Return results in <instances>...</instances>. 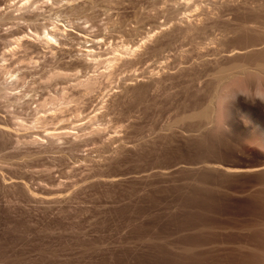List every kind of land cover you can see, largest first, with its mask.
<instances>
[{"label":"rangeland","instance_id":"obj_1","mask_svg":"<svg viewBox=\"0 0 264 264\" xmlns=\"http://www.w3.org/2000/svg\"><path fill=\"white\" fill-rule=\"evenodd\" d=\"M16 2L0 0V12ZM35 2L36 26L0 22V67L6 65L0 70V264H264V211L251 201L264 199V180L255 171L226 169L254 163L243 148L209 135L202 111L212 76L191 82L182 73L162 85L167 90L152 88L141 74L144 56L139 71L121 68L104 80L78 116L73 108L44 128L19 125L31 126L33 109L48 92L39 79L47 63L68 67L92 45L107 57L113 43L120 48L141 24L150 30L171 21L150 44L171 46L169 58H236L237 51L249 53L237 58H262L264 43L253 44L264 39V0ZM187 25L197 31L183 33ZM34 28L67 32L65 43L54 53L38 43L22 60L24 52L9 51L4 36ZM17 94L26 96L16 105ZM94 114L99 117L91 120Z\"/></svg>","mask_w":264,"mask_h":264},{"label":"bare ground","instance_id":"obj_2","mask_svg":"<svg viewBox=\"0 0 264 264\" xmlns=\"http://www.w3.org/2000/svg\"><path fill=\"white\" fill-rule=\"evenodd\" d=\"M17 1L19 2L18 3L16 2L17 5H16V8L14 6L15 8L14 10L12 11L10 10L9 12L8 11L3 12L2 10L0 12V22L5 21L6 23H10L12 26L22 27L24 26L22 25L23 22L32 21L30 23H32L31 26H33L34 24L33 20L35 19V16H36L34 5L37 4L38 2H35L36 0H17ZM68 7H71L70 9H73V5L68 6ZM66 10L67 9H65L63 13L66 12ZM70 11L72 12L73 10H68V12ZM164 22L165 23L163 24L160 23L158 26L153 27L152 29L150 28V30L149 29L147 30L146 28H144L143 26L144 24H141L139 27L134 29L135 32L133 33L131 32V35H132L131 39L124 41L122 44H120V46H118L120 48L115 47L114 43H113L114 47L110 48V46L108 45L107 49L109 48L111 49V52H110L111 54L107 56L108 52L105 53L107 57H105L103 53L102 54L104 56L102 57L101 52L96 51V48L95 49L93 48L95 46L92 45L91 47H86V49L80 50L81 54L77 58L78 59L80 58L81 60L77 61L78 60L77 59L76 61L71 62L70 64L68 63V67H63L64 65H66L65 63L62 66L61 63L58 64L59 61H57L58 63L53 62L55 61L53 59H52L53 61H50V63H47L48 66L42 65L41 68L44 69L45 67L46 69H44L45 71L41 69L42 72L44 71V74H41L42 73L41 72L40 73L41 76L39 77V79L40 80L42 79L41 81H43L44 84L42 85L43 87L42 86L40 87L48 90V92H45L47 93V95H45L44 93V97H42V100L40 97L41 101L38 100L40 101V103L38 102L39 104H37L38 107L36 106L37 108L35 107V109H33L34 111L36 110L35 113L32 110L33 114L31 115H33V118L30 119L32 120V122L29 120V123L31 122V126L21 124L22 122L19 125H22L23 128L24 127L35 128V129L40 128V127L44 128V126H46L47 124L50 125V123L55 122L57 118H60L62 120L63 116H66L67 112L70 110H73V108H74V112L76 113L75 117L78 116V114L80 113L78 112L80 111L79 106L83 102H85V99H87L86 97L88 95H90L92 92L96 91L97 89L101 87L104 80L109 81L113 79L116 73L118 72V70L119 69L121 70V68H125V69L130 68V69H134L135 71H139L140 68H138L137 66L142 62V58L146 56L147 64L145 68L142 70L141 74L148 75V79H149L148 84L152 88H156V87L162 88L163 87L164 90H167V86L164 87L162 85H166L168 81L176 78L178 75L182 73L188 74L189 80L191 82L200 81L205 76H212V80H208L205 85L207 86L209 82H212L214 85V89L211 92H209V99H208L207 106L202 111L203 117L206 119V123L209 124L210 125L209 127L211 128V129L208 128L210 130L209 135L212 139L214 138L217 140L221 139V141L223 140V142H225L224 141L225 139H227V142H229L230 140L231 142H233V145L243 148L242 149L243 153L244 152L248 153V155L251 157L252 163H254V165H248V166H228L226 167L227 170L229 171H255L254 178L259 181L264 180V50L259 48L260 51L262 50L260 52V55L262 58H237L238 55L239 57L241 56L238 51H237L238 54L236 55V58H226L223 55L222 56L224 58L223 57L217 58L218 56L217 54L214 55L215 58H211V57L210 58H186L185 55H181L182 53L180 54L182 58L181 57L180 58H175V57L169 58V56L166 57L165 55L167 54L168 50L171 49V46L160 47L157 43L156 44L158 46L156 47H159L157 49H153L155 45L153 47H151L152 45L150 46L151 42L154 41L155 36L157 35L155 30H157V28H159L158 30H160L162 25L163 26L167 25L168 22H171V21L168 20L167 22L166 21ZM176 26H179V24L178 25L176 24ZM192 26L185 27L186 30H184L183 33H188V32H192L196 30V28L195 27L193 28ZM168 27L170 26H167V28ZM171 28L173 27L171 26ZM180 28L178 27V29ZM180 30H177L176 28V31H180ZM173 31H174V28L172 32ZM162 32L160 33L162 34ZM172 32L169 31V33H172ZM65 33L67 34V32ZM65 33L58 31V29L56 28L54 30L49 29L47 31H42L41 28H34L32 29L31 32H27V33H23L22 31H18V30L12 31L10 35L4 36V40H6L10 44L11 49H9V51L13 53H17V54H18V51H22L20 54L24 52V55L22 54V56L20 55V57L22 58V60L24 58L26 61L28 60V58H30V50L33 47H35L38 43L46 44V46L50 47L52 53H54V50H56L57 47L59 48V45L61 44L63 45L65 43V40L62 39V37L67 36ZM133 34L136 36L138 35V38H136L137 40L134 39L135 36ZM139 36L141 37L139 38ZM158 38L155 40H158ZM96 41L95 43L97 44ZM263 43H264V39L260 43H256L253 45L256 46L258 44H263ZM253 45L251 44L252 47ZM248 46L250 48V45ZM244 48L247 49L248 47L246 48L245 46ZM261 48H264V47H261ZM218 49L219 47L217 48V50ZM254 49L252 52H254ZM212 50L213 49H211V51ZM214 50L216 51V49ZM233 50H236V49H233ZM219 52L220 51H218V54L221 55L223 51L221 52V54ZM230 52L232 51L230 50ZM248 52L250 51L248 50ZM207 53L208 52H206V55ZM214 53L215 52L208 53V54H214ZM234 54H236V52ZM248 54L249 53L247 54L245 53L244 55L242 53V56L248 57L246 56ZM256 54H257V49H256ZM180 55H177V56H180ZM15 56H13V58ZM54 56L55 55L53 54L52 57ZM207 56L209 57V55ZM91 65L93 66L99 65L100 68L98 69L99 67L98 66L97 70L95 69L96 68L95 67L94 68L95 70L92 69L91 71H88L89 70L88 67H90ZM4 66L6 68V65ZM1 67H0V70L3 69ZM5 68L3 70H5ZM7 71L8 70H6V72ZM0 72L2 73V71ZM13 73H15V71ZM10 75L11 74H9V76ZM21 76H23V74ZM22 78H25V77H22ZM22 78H21V81L23 80ZM3 81L5 82V84H7L6 80H3ZM19 81L20 80L18 79V82ZM59 83H62V85L60 84L61 87L58 90H54V87H58ZM13 84H10L8 86H11ZM10 88L12 91V86ZM2 91H5V90L3 89ZM26 94H23L22 96H19L21 94H17L18 96L14 95L16 97H14V100L12 102L11 100L13 97L11 96V93H10L9 97H12V98L11 100H9L10 98H8V100L14 104L16 102V105H17V103L20 102L21 98L24 95L26 96ZM41 95L43 96V94ZM27 100L28 99H26V101ZM24 102L25 100L23 102L21 101V104L22 103L24 104ZM27 102L25 103L27 104ZM29 104H27L28 105L27 107L30 106ZM28 110L30 111V109ZM47 112H50V113H47ZM98 117H99V114H94L90 116V119L94 120ZM54 119L56 120L53 121ZM3 129L5 128L3 127ZM66 134H69V133L64 132L62 134L60 133L59 135H63L64 137V135ZM47 135L50 138L54 137L55 135L57 136V134L55 132L53 133V131L48 132ZM51 139H54V138H51ZM38 140L39 139L37 137V138H34L33 141H38ZM251 201L252 203L260 204L264 211V199H260L258 195H255L251 199Z\"/></svg>","mask_w":264,"mask_h":264}]
</instances>
